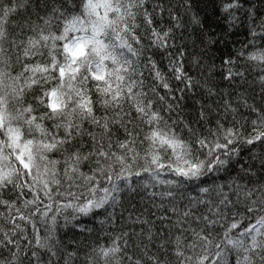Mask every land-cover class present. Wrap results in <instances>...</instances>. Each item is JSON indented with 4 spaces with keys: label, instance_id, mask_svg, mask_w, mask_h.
<instances>
[{
    "label": "snow or ice",
    "instance_id": "snow-or-ice-1",
    "mask_svg": "<svg viewBox=\"0 0 264 264\" xmlns=\"http://www.w3.org/2000/svg\"><path fill=\"white\" fill-rule=\"evenodd\" d=\"M0 264H264V0H0Z\"/></svg>",
    "mask_w": 264,
    "mask_h": 264
}]
</instances>
